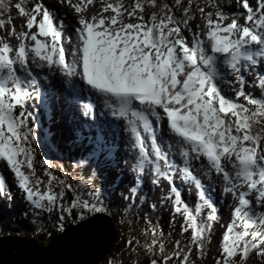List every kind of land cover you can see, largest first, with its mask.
<instances>
[{"label": "snow or ice", "instance_id": "snow-or-ice-1", "mask_svg": "<svg viewBox=\"0 0 264 264\" xmlns=\"http://www.w3.org/2000/svg\"><path fill=\"white\" fill-rule=\"evenodd\" d=\"M53 111L70 168L37 155ZM0 165V202L74 234L66 264L116 216L118 264H264V0H0Z\"/></svg>", "mask_w": 264, "mask_h": 264}, {"label": "rangeland", "instance_id": "rangeland-1", "mask_svg": "<svg viewBox=\"0 0 264 264\" xmlns=\"http://www.w3.org/2000/svg\"><path fill=\"white\" fill-rule=\"evenodd\" d=\"M46 2L51 3L52 0H46ZM221 2L226 4L227 0H221ZM64 11H65V9H63V8H57V14L58 15H59V13H62ZM17 212H18V210L15 208V213H17ZM226 215H227V213L225 212V216ZM118 218H119V216H118ZM5 219H9V218H5ZM164 219H165V217H164ZM119 220H120V218H119ZM161 221L164 222V220H161ZM141 224H142V221H141ZM138 226L139 225H137L135 222L133 223V228H136ZM119 228H120V232L118 234L117 233L116 234H110V238L108 240L110 243H108L107 245H106L107 235H108L109 232H107V231H105V233L103 232L105 234L106 238H105V240L103 242L100 241V243L98 245V248H97L98 250L97 249L95 250V252H96L95 256L94 257H86L88 260H91V259L93 260V262H91V264H97L99 262H101V264H104V262L106 260H109L108 257L114 259V261H115V257L116 258H120L121 253L118 250H120L122 248L121 245H120L121 239L122 238L124 239L125 236L129 235V233H128V229H127L126 225H123V224L120 225L119 224ZM15 229H19V226L16 225ZM14 231L17 232V230H14ZM55 231H57L56 228H55ZM51 232H52V230H51ZM52 233H53V235L57 236L56 241H57V239L59 237H62L64 235V233H59V231L58 232H52ZM165 233H167V232L165 231ZM33 235H35V233H33ZM67 236H70V233ZM117 236H119V237H117ZM36 241H37L36 242V246L40 247L39 241L38 240H36ZM46 243H49V242L47 241ZM46 243H44V244L46 245ZM23 245H28V244H23ZM63 247H64V254H63L62 258L60 259L59 258V253H63ZM16 249H17L16 250L17 253L16 252H14V254L11 253V255L13 257H16L17 255L20 254V250L17 247H16ZM21 249H23L24 252H25V256H24L25 260L31 261L32 264H39L37 260L35 262H33V258L36 257V259H37V255L41 256L42 255V251H40L36 247H31L30 249L29 248H26V249L25 248H21ZM103 252H105V253H103ZM4 253H5V255H7V251H5ZM211 253L212 252L210 250L209 251V258L204 261V264H211V257H212ZM87 254H88V256L90 255L89 252H87ZM44 256L47 259H49L51 261H54V262H51V263H47L46 262V264H66V262H68V261L81 258V256L77 253V251L74 252L73 246L67 245V244H65L63 246V244L61 242H58L57 243V247H55L54 249H52L49 252H47V254H44ZM43 264H45V263H43Z\"/></svg>", "mask_w": 264, "mask_h": 264}, {"label": "water", "instance_id": "water-1", "mask_svg": "<svg viewBox=\"0 0 264 264\" xmlns=\"http://www.w3.org/2000/svg\"><path fill=\"white\" fill-rule=\"evenodd\" d=\"M102 226H103V224H106V223H108V221L104 218L102 221ZM102 226H100L101 228H102ZM105 231H107V230H101V231H99V232H96V240H95V242L93 243V245L88 249V252L89 251H92L93 253H94V255H95V250L98 248V245H99V243H100V241L101 242H103L104 240H105V238H106V236H105ZM104 232V233H103ZM70 233V236H67L68 234ZM67 235L64 233V235L62 236V239H57V243L58 242H61L62 244H63V246L65 245V244H67V245H71V246H73L72 245V239H73V233H71V232H69ZM105 236V237H104ZM104 237V238H103ZM59 238H61V237H59ZM103 238V239H102ZM109 238H110V233H108V235H107V242H106V245L108 244V243H110L108 240H109ZM102 239V240H101ZM57 243L56 244H54V246H52L50 249H43V250H41V249H39L40 251H42V255L41 256H39V255H37V259H36V257L35 258H33V262H35L36 260L38 261V263L39 264H43V263H45L46 264V262L47 263H51V262H54V261H51V260H49V259H47L45 256H44V254H47V252H49L50 250H52V249H54L55 247H57ZM23 244H28V245H23ZM23 244H19V245H17V246H13V247H11V246H8L9 248H10V250H12L14 247H17L19 250L21 249V248H31V247H35V243L34 242H24ZM61 245V244H60ZM111 245V244H110ZM62 246V245H61ZM109 247V246H108ZM8 248V249H9ZM38 249V248H37ZM32 250V249H31ZM98 250V249H97ZM74 252H76V250L74 249ZM103 253H105V252H103ZM63 254H64V247H63V253H59V258L61 259L62 258V256H63ZM12 256V255H11ZM65 256V255H64ZM86 257H89L88 256V254H87V256ZM81 258H85V257H81ZM8 262V264H11V262H10V258L8 257V255H5V253L4 254H2L1 255V257H0V264H5V262ZM61 261V260H60ZM63 262V261H62Z\"/></svg>", "mask_w": 264, "mask_h": 264}, {"label": "bare ground", "instance_id": "bare-ground-1", "mask_svg": "<svg viewBox=\"0 0 264 264\" xmlns=\"http://www.w3.org/2000/svg\"><path fill=\"white\" fill-rule=\"evenodd\" d=\"M53 114L55 115V112ZM55 117H56V115H55ZM60 131H62V133H63V126L62 125H60ZM29 224L32 227H35V225L33 223L29 222ZM100 226H102V222H99L98 225L96 226V229H95L96 232H99L101 230H107V232H109L110 234H116L118 232V230L114 226H109L107 223L103 224L102 228ZM9 245L11 247L15 246V244H12V243H10ZM89 253H90L89 257L95 256L92 251H89ZM17 256H19V255H17ZM91 260H89V261H91ZM91 262H93V260Z\"/></svg>", "mask_w": 264, "mask_h": 264}, {"label": "trees", "instance_id": "trees-1", "mask_svg": "<svg viewBox=\"0 0 264 264\" xmlns=\"http://www.w3.org/2000/svg\"><path fill=\"white\" fill-rule=\"evenodd\" d=\"M104 261V260H103ZM101 264V263H100ZM115 264V263H114Z\"/></svg>", "mask_w": 264, "mask_h": 264}]
</instances>
